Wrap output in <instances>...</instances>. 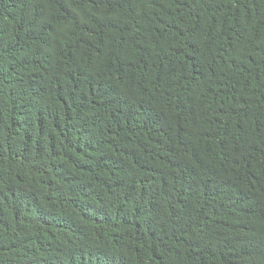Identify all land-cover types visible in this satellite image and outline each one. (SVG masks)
I'll use <instances>...</instances> for the list:
<instances>
[{
  "label": "trees",
  "instance_id": "obj_1",
  "mask_svg": "<svg viewBox=\"0 0 264 264\" xmlns=\"http://www.w3.org/2000/svg\"><path fill=\"white\" fill-rule=\"evenodd\" d=\"M0 264H264V0H0Z\"/></svg>",
  "mask_w": 264,
  "mask_h": 264
}]
</instances>
